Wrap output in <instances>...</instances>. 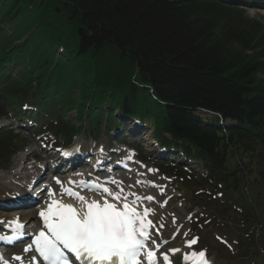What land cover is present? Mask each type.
I'll list each match as a JSON object with an SVG mask.
<instances>
[{"label": "trees", "instance_id": "16d2710c", "mask_svg": "<svg viewBox=\"0 0 264 264\" xmlns=\"http://www.w3.org/2000/svg\"><path fill=\"white\" fill-rule=\"evenodd\" d=\"M241 3L0 0V119L29 102L35 115L61 118L68 141L79 130L64 119L73 110L91 123L115 110L152 120L163 144L182 141L207 172L183 187L222 193L203 196V208L237 238L239 259L264 264V23ZM202 108L236 124L198 122ZM18 140L0 130V169Z\"/></svg>", "mask_w": 264, "mask_h": 264}, {"label": "snow or ice", "instance_id": "6c2138e0", "mask_svg": "<svg viewBox=\"0 0 264 264\" xmlns=\"http://www.w3.org/2000/svg\"><path fill=\"white\" fill-rule=\"evenodd\" d=\"M56 183L63 187L59 179ZM108 183L117 184L119 190L113 191L96 182H79L80 187H91L106 194L102 200H88L72 187L64 189L67 195L78 200L79 206L52 199L47 209L39 213L43 227L25 251L38 253L46 264H159L157 251L161 245L152 239L150 230L155 225L148 218L155 213L148 207H140L143 200L152 201L154 197L126 192L120 187L122 182L115 179L105 181ZM49 195L55 193L49 191ZM13 223L16 230L22 232L24 225L20 220L17 218ZM198 239L187 241V247L197 244ZM0 240L8 241L9 237L0 236ZM149 241L153 245L151 248ZM170 251L174 254L180 249ZM162 260L171 264L167 254H162ZM183 260L186 264H210L206 249L185 254Z\"/></svg>", "mask_w": 264, "mask_h": 264}, {"label": "rangeland", "instance_id": "374dc122", "mask_svg": "<svg viewBox=\"0 0 264 264\" xmlns=\"http://www.w3.org/2000/svg\"><path fill=\"white\" fill-rule=\"evenodd\" d=\"M244 7L246 8L247 14L250 18L252 17L258 19L264 23V0H262L260 3L249 2L248 4L244 5ZM15 114L16 113L10 114V119L4 120V122L1 121L0 125L4 126L5 124L8 129L13 131V133L19 134L18 141H23L24 144L23 148L24 147L25 148L14 156L11 166L8 170L0 172V179H2L3 181L13 180L12 183L13 182L14 183L11 185L18 187L21 190H24L26 188V183L24 178H21V172L23 170V167H28L30 170L33 167L36 168L39 165L38 163L40 162L42 163V161H45L46 164L50 166V168H52V166H54L55 163L49 162V160L55 161V158L58 156V160L61 161L62 158H60L59 153L55 150V148L49 149V145H53L54 143L61 145L65 143L64 141H62V138L60 136L54 137V135L51 134L52 132L48 133L45 131V135H42L41 140H39L40 136H38L39 134L38 132H36L37 130L16 128L17 124H21L20 120L23 118V116L21 117L18 116V120H17L14 117ZM69 114L71 119L75 122L76 119L74 113L70 112ZM23 120L26 119L24 118ZM126 125H129L128 126L129 128L127 129L129 133L120 130L117 135H113V133L116 130L114 126H111L109 134L102 131L101 134L96 139L94 138L96 135V130L95 129L91 130L88 128L86 134H77L76 135L77 137L73 140V143L68 146L77 144L78 146H81V150L85 152L88 150L92 151V148L93 149L96 148L100 143L106 144L109 149H113L117 147L121 149L123 145L130 144L132 147L139 148L138 156L141 160L146 162L145 163L146 168L149 165L151 166L158 165L157 160L154 158V156L156 157L157 155L151 152H147L151 150V148H149V145H147V142L151 143L152 141L150 130L148 128L142 130V127L136 124L135 125L126 124ZM41 128L43 130H41L39 133L42 134L45 128L44 127ZM51 129L53 130V132H55L53 128ZM145 136H147L146 140L144 139ZM46 144L47 146L44 148L43 146H45ZM140 150H143V152H141ZM171 150L174 153L172 157L176 156L177 154H175L174 149ZM167 157L171 158L170 155H167ZM39 158H41L42 160L38 161ZM25 160L27 161L25 162ZM34 160L37 161L34 162ZM82 162L84 164L85 160H82ZM14 164H15V168H13ZM84 165L87 164L85 163ZM10 169L11 171H13L14 176H16L15 178L14 176L13 178L10 177L9 175ZM196 169L199 168L196 167ZM119 177H121L123 184H126L129 187L135 186L133 193L134 192L145 193L149 191V188L147 187V183H144L142 185H135L134 178H131L124 174L120 175ZM144 177L146 180L156 181L161 187H164L166 189L167 194L171 197L169 202L166 204L163 203V197H160L159 199H156L155 203L152 205L155 213V219L157 220L158 223H161L165 228L166 231L165 237L169 238V236L174 231V229H176L178 226L181 227L178 237L175 239V241L168 243V246H166V251L173 254V252L170 251L171 249H180V251H177L173 254L178 258L183 253L182 252L183 250L199 251L206 249L207 256L211 257L214 260L215 264H240L238 261L234 260L238 258L236 250H233L234 243L236 242V238L234 237L232 239H228L226 237H223L228 245H223L222 243L216 241L215 236L223 235V234L222 232L217 231L215 227H210L212 223L204 224V227H202L204 229L200 234L201 236L200 241H198L197 244L193 245L191 248H188L187 241L191 240V235L193 234V233L190 234L189 232V224L191 223L189 219L191 218V213L194 214L196 211H198V206H195L196 202L189 200L181 190L179 191L173 185V183H170V181L164 178L160 173L149 174L147 171H145ZM26 179L29 180V177L28 178L26 177ZM43 181H45V184L47 185H51V186L53 185V177H51V175H49L48 177H44ZM37 187L39 186H36L33 189V192ZM206 217L207 216H203L202 218H206ZM209 221L210 219L206 221V223H208ZM223 247H228L230 248L231 251L226 252L224 251Z\"/></svg>", "mask_w": 264, "mask_h": 264}, {"label": "bare ground", "instance_id": "6f19581e", "mask_svg": "<svg viewBox=\"0 0 264 264\" xmlns=\"http://www.w3.org/2000/svg\"><path fill=\"white\" fill-rule=\"evenodd\" d=\"M202 116V115H201ZM193 118L196 120V121H198V122H203V123H205L204 121H205V119H207L205 116H202V117H199V116H193ZM37 120H40V117L39 116H37V119H35V120H33V121H37ZM207 122H209V121H207ZM149 134V133H148ZM145 140L147 139V136H145V138H144ZM147 145H149V148H151V150L150 151H153V149H152V147L150 146L151 144L149 143V142H147ZM153 153L155 154V155H157V156H160V153L159 152H155V151H153ZM107 160V158H99L98 159V162L100 161L101 163H102V165L105 163V161ZM76 161H82L81 159H79V160H76ZM71 162L72 161H69V164L68 165H70L71 164ZM103 166H106V165H103ZM13 168H15V164H14V166H13ZM57 168H55V167H52V170H56ZM10 172V177L11 178H13V176H14V173H13V171H9ZM22 174H23V171L21 172ZM45 173V172H44ZM43 174V173H42ZM41 176V178L43 177V175H41L40 174V172H39V168H35L32 172H31V174L28 176H26L27 178L29 177V183L31 182V180H32V182H35V181H37L38 179H39V177ZM16 176H14V178H15ZM25 177V176H24ZM9 182H7V181H3L2 179H0V201L1 200H4V201H6L7 200V195H8V193H10V196H12V195H14V194H16V189H14L13 187H10L9 185ZM113 187V186H112ZM9 196V195H8ZM32 199V197H31V195L30 196H28V198L26 199V201L25 202H27L28 200H31ZM132 199V197H129V200H131ZM31 209H33V207L31 208ZM31 209H28V210H26V209H23V210H20V211H18V212H11L10 210H7V209H5V208H2V209H0V219H3V220H5V221H10V220H15V219H20V220H25V221H27L30 217H33L34 216V213H33V211L31 210ZM36 216V215H35ZM20 262H24V261H20ZM28 263V262H27Z\"/></svg>", "mask_w": 264, "mask_h": 264}, {"label": "water", "instance_id": "95a60500", "mask_svg": "<svg viewBox=\"0 0 264 264\" xmlns=\"http://www.w3.org/2000/svg\"><path fill=\"white\" fill-rule=\"evenodd\" d=\"M58 11H59V9H58ZM79 34H80L82 37H84V38L87 37V36H88L87 29L84 28V27L79 28Z\"/></svg>", "mask_w": 264, "mask_h": 264}]
</instances>
